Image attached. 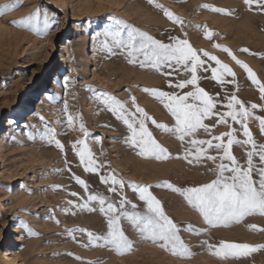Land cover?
Listing matches in <instances>:
<instances>
[{"label": "rangeland", "instance_id": "1", "mask_svg": "<svg viewBox=\"0 0 264 264\" xmlns=\"http://www.w3.org/2000/svg\"><path fill=\"white\" fill-rule=\"evenodd\" d=\"M52 1L0 0V9L15 5L0 15V264H7L8 252L19 245L23 253L18 264H264V215L250 214L227 226L211 227L179 193L157 187L168 182L180 189L210 183L216 178L221 154L207 149L208 155L217 157L215 161L201 158L195 162L192 156L186 160L181 142L149 120V131L169 155L160 159L151 153L142 156L124 142L128 132L123 122L97 99L106 93L124 102L130 111L138 106L158 124L174 127V118L151 95V90H190V86L169 87V81L175 85L189 78L187 72L165 69L172 75H163L148 64L141 67L139 61L129 62L125 53L101 51L103 32L117 18L165 43L169 36L187 40L210 68L219 66L207 60L204 52L231 68L235 75H224L223 88L211 78L210 71L198 73L204 77L199 85L213 96L219 93L222 99L226 93L234 94L244 102L253 113L246 123L257 143H264L254 118L264 117V100L244 69L221 50L228 49L264 82V11L255 5L250 9L243 0ZM155 5L183 23H172ZM213 8L230 14L212 11ZM37 11L41 19L46 13L51 22L46 35L42 22L36 31L12 23ZM208 32L214 33L211 39L206 37ZM27 96L31 99L22 118L18 108ZM251 104H256L257 109H251ZM217 108L220 112L228 110L223 105ZM19 116L18 124L22 125L9 131L7 122ZM69 117L73 118L71 124ZM217 119L213 116L204 120L210 126L209 133L201 129L195 138L209 140L235 129L237 138L244 139L239 124L230 118L228 124H217ZM81 124L87 136L81 132ZM49 129L64 145L63 152L47 142L44 134ZM2 134H7V144L2 142ZM78 141H84L83 146L91 150L104 176L115 174L126 183L149 186L166 214L182 226L179 235L191 252L188 258L142 239L127 221H122V227L132 242L130 250L119 254L103 241L89 243L88 232L106 234V217L98 204L82 207L87 193L74 177L85 180L91 191L111 200L118 201L120 195H126L141 209L144 205L138 193L127 186L123 193L118 189L113 195L97 175L85 172L72 147H82ZM233 154L241 163L246 162L243 148L234 146ZM254 163L259 164L258 158ZM189 225L193 232L188 230ZM11 226L14 231H10ZM205 240L214 247L204 245ZM224 243L246 244L257 250L234 254L222 247Z\"/></svg>", "mask_w": 264, "mask_h": 264}, {"label": "snow or ice", "instance_id": "2", "mask_svg": "<svg viewBox=\"0 0 264 264\" xmlns=\"http://www.w3.org/2000/svg\"><path fill=\"white\" fill-rule=\"evenodd\" d=\"M152 2L153 0H149V3ZM243 2L250 9L255 5L264 11V0H243ZM155 6L161 8L172 23H183L178 18L173 19V14L167 9H163L160 5ZM13 7L15 5H5L4 9H0V15ZM212 11L230 14L219 8H213ZM41 22L43 32L46 35L51 29V22L46 13L43 14L42 19L41 13L37 11L21 21H13L12 23L36 31ZM125 29H127L126 32ZM213 35L214 33L208 32L206 37L211 39ZM103 37L104 39L100 41L101 51L108 54L125 53L130 58L129 62L136 63L139 61L141 67L148 64L163 75H172V72H165V69H172L174 72L184 71L189 74V78L175 85L169 81V87L185 89L190 86L189 91L175 93L151 90V95L174 118V127L158 124L148 116L144 109L138 106L135 107V111H130L125 107L124 102L106 93H101L97 97L100 103L126 126L128 132L124 140L126 144L133 149H138V154L142 156L148 153L157 159L168 156L167 150L157 142L147 127L146 121L151 120L152 125L156 128L172 133L181 142L185 148L184 158L186 160L192 156L195 162H199L201 158L215 161L217 157L208 155L207 149L215 150L221 154L220 163L215 170L216 178L210 183L199 187L180 189L168 182L166 185H157V187H167L169 190L179 193L187 204L198 212L203 221L211 227H217L221 224L227 226L230 221H239L250 214L264 215V143H257L248 123H246L247 119L253 117V113L234 94L226 93L221 99L219 93L213 96L199 85V80L204 77L199 76L198 73L210 71L211 78L223 88L225 84L224 75L233 77L235 75L232 69L222 64L215 56H210L204 52L203 56L207 57V60L214 61L219 66L218 68H210L207 66L206 60L200 58L198 53L191 48L187 40L169 36V42L165 43L130 27L117 18H113L112 23L104 30ZM221 50L227 52L235 63L244 69L251 83L257 86L261 94L260 99L264 100V82H260L248 65L236 59L228 49ZM242 51L248 52L249 50L243 49ZM144 91L149 90L145 89ZM132 103L133 105L136 103L134 97ZM218 105H223L228 110L220 112L217 108ZM257 107L256 104L250 105L251 109H257ZM261 110H264V106L261 107ZM213 116L218 117L217 124H228L229 118L232 122L239 124L244 139L237 138L235 129L209 140L195 138L201 129L205 133H209L210 126L205 124L204 120ZM254 118L259 122L260 133L264 135V117L255 116ZM72 119L69 117V124L72 123ZM211 127H215V125ZM80 130L87 136L83 124H81ZM44 135L50 145L54 144L61 152L64 151V145L56 138L57 134L54 130L49 129L48 133ZM186 138L188 139L186 140ZM225 138H227L226 142ZM214 140L217 142L213 143ZM77 143L82 147H77L76 144L72 147L75 150V155L84 165L85 172L97 175L100 182L107 187L108 192L113 195L117 194L118 189L119 193H123L125 186H127L134 194L138 193V199L144 205L141 209L137 204L129 201L126 195H120L118 201L111 200L100 192L91 191L85 180L74 177L76 183L84 188L87 193V201L82 207L87 208L88 203L98 204L99 211L106 217V234L101 236L88 232L89 243L103 241L106 246H111L119 254H123L125 250H130L132 242L122 227V221H127L142 239L159 244L166 249L170 248L173 255L188 258L191 252L179 235L183 230L182 226L177 225L166 214L161 203L149 191V186L126 183L122 179H117L115 174H112L110 178L104 176L100 172V166L97 165L91 150L83 146L85 142L78 141ZM234 146L244 149L245 163H241L233 154ZM254 158H258V165L254 163ZM189 162L193 161L190 160ZM72 195L76 196L77 194L72 193ZM187 228L190 232L194 231L190 225ZM203 244L210 249L214 247L207 240L203 241ZM222 247L234 254L257 250L246 244L224 243Z\"/></svg>", "mask_w": 264, "mask_h": 264}, {"label": "bare ground", "instance_id": "3", "mask_svg": "<svg viewBox=\"0 0 264 264\" xmlns=\"http://www.w3.org/2000/svg\"><path fill=\"white\" fill-rule=\"evenodd\" d=\"M52 2L53 3L60 2V3L64 4L63 3V0H53ZM92 53H95V49L94 48H93ZM30 99L31 98L29 96H27L24 99L23 103H21L19 105V108L18 109H19V113L22 114L20 116H23L22 118L25 117L24 112H26V109H27L28 103L30 102ZM20 116L19 117H16V118H13V119H11V120H9L7 122L8 123L7 124V129L9 131L13 132L14 129H16V128H18V126H21L22 125V123L21 124H18V122L20 121ZM25 121H27V118L23 121V123ZM2 142L5 143V144H7V134H2ZM12 221L14 222L15 220H12ZM10 231H14V229L12 228V226H11V230ZM9 237H10V234L7 236V239L6 240H9ZM22 253H23V249H22V247L20 245L17 246V248L9 251L8 254H7V258H6L7 264H18V261H19L21 255H22Z\"/></svg>", "mask_w": 264, "mask_h": 264}]
</instances>
